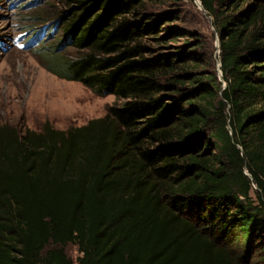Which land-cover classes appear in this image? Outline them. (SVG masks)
<instances>
[{
  "label": "trees",
  "instance_id": "1",
  "mask_svg": "<svg viewBox=\"0 0 264 264\" xmlns=\"http://www.w3.org/2000/svg\"><path fill=\"white\" fill-rule=\"evenodd\" d=\"M56 1L45 68L114 102L0 123V264H264V0H200L221 79L210 44L164 48V0Z\"/></svg>",
  "mask_w": 264,
  "mask_h": 264
},
{
  "label": "rangeland",
  "instance_id": "2",
  "mask_svg": "<svg viewBox=\"0 0 264 264\" xmlns=\"http://www.w3.org/2000/svg\"><path fill=\"white\" fill-rule=\"evenodd\" d=\"M60 9L61 4L56 0H0V123L37 130L48 121L57 129H67L103 117L114 102L112 94L98 93L45 68L41 47L53 45L61 37L58 29H52ZM35 10L48 20L38 21ZM151 10L174 11L178 16L175 21L161 25L159 36L172 26L180 30L176 40H166V50H179L197 38L214 49V66L218 73L217 35L211 16L197 0H164ZM38 28L45 29L46 33L39 36L38 43L30 45L33 35L24 32ZM61 50L69 58L75 54V49L69 46ZM206 68L211 69V65ZM251 196L255 199L253 191ZM66 252L74 261L79 255L73 245H68Z\"/></svg>",
  "mask_w": 264,
  "mask_h": 264
},
{
  "label": "clouds",
  "instance_id": "3",
  "mask_svg": "<svg viewBox=\"0 0 264 264\" xmlns=\"http://www.w3.org/2000/svg\"><path fill=\"white\" fill-rule=\"evenodd\" d=\"M47 28H48V25H47ZM53 29V28H52ZM26 35H28V34H32L33 36H32V40L29 42L30 43V45L32 44V43H38V39H39V36L41 35V34H43V33H46L45 32V29L44 30H42V28H38V29H36V30H31V31H28V32H24ZM18 40H19V37H17V42H18Z\"/></svg>",
  "mask_w": 264,
  "mask_h": 264
},
{
  "label": "water",
  "instance_id": "4",
  "mask_svg": "<svg viewBox=\"0 0 264 264\" xmlns=\"http://www.w3.org/2000/svg\"><path fill=\"white\" fill-rule=\"evenodd\" d=\"M197 3H198V5L203 9V7H202V4H201V1L200 0H197ZM217 42H218V47H219V39H218V37H217ZM220 62H218V76L219 77H221V70H220ZM225 87V83H223V88ZM245 173L248 175V173L245 171Z\"/></svg>",
  "mask_w": 264,
  "mask_h": 264
}]
</instances>
